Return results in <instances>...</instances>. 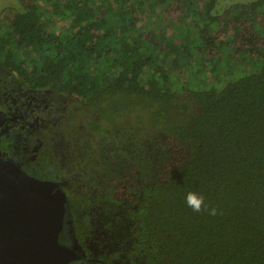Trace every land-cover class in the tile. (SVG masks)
Segmentation results:
<instances>
[{
  "label": "trees",
  "instance_id": "16d2710c",
  "mask_svg": "<svg viewBox=\"0 0 264 264\" xmlns=\"http://www.w3.org/2000/svg\"><path fill=\"white\" fill-rule=\"evenodd\" d=\"M18 1L2 12L0 70L86 109L82 164L91 159V177L106 176L105 199L124 209L122 242L107 240V251L88 217L73 213L77 241L105 251L91 264H114L120 244L129 264H264V0L219 14L218 0H187L188 10L180 0ZM145 12L171 26L186 13L195 35L139 27ZM224 52L256 71L220 79ZM184 58L195 86L172 81ZM189 191L218 214L193 212ZM74 198L73 209L90 204Z\"/></svg>",
  "mask_w": 264,
  "mask_h": 264
},
{
  "label": "flooded vegetation",
  "instance_id": "af4514ba",
  "mask_svg": "<svg viewBox=\"0 0 264 264\" xmlns=\"http://www.w3.org/2000/svg\"><path fill=\"white\" fill-rule=\"evenodd\" d=\"M51 95L61 94L47 88H29L0 70V159L11 161L34 178L56 183V188L64 193L66 200L58 234L59 244L78 253L80 258L73 262L102 263L94 256L105 251L99 253L98 249L83 247L77 241L74 222L78 219L73 213L77 212L79 219L88 217L99 244L106 250L107 240L112 244L122 242L121 225L115 217L124 209L105 199L106 176L98 172L96 180L91 177V159L85 157L82 164L84 149L76 140L71 142L70 127L67 129L62 124L61 114L52 103ZM61 171L64 176L60 175ZM29 172H39L43 176L36 177ZM78 195L88 197L90 204L87 209H73L72 202ZM117 249L120 253L113 263L129 264L128 249L125 250L121 244Z\"/></svg>",
  "mask_w": 264,
  "mask_h": 264
},
{
  "label": "water",
  "instance_id": "95a60500",
  "mask_svg": "<svg viewBox=\"0 0 264 264\" xmlns=\"http://www.w3.org/2000/svg\"><path fill=\"white\" fill-rule=\"evenodd\" d=\"M56 183L0 159V264H69L78 253L58 242L65 204Z\"/></svg>",
  "mask_w": 264,
  "mask_h": 264
},
{
  "label": "rangeland",
  "instance_id": "374dc122",
  "mask_svg": "<svg viewBox=\"0 0 264 264\" xmlns=\"http://www.w3.org/2000/svg\"><path fill=\"white\" fill-rule=\"evenodd\" d=\"M256 0H218L213 13L219 14L224 10L230 8L233 5L237 4H248ZM180 3L184 7L185 10H188V1L180 0ZM12 8L15 10L20 9V3L18 0H0V28L3 29L5 27V23L3 20V9ZM186 13L178 12L175 15V20L177 24L173 26L170 25L169 21H165L164 17L160 12L149 13L145 12L138 15L137 25L139 27H144L145 29L154 32L157 28L163 27L167 34L176 35L179 38H193L195 35V29L193 28V24L195 21L193 19L187 17ZM184 21V22H183ZM233 58L232 54L229 52H224L223 58L221 60V65L218 69V77L221 79L225 74H236L238 71L243 72H252L256 71L255 65L250 61H243L242 59ZM197 63L202 61V58L199 56L196 58ZM195 63L193 64H197ZM186 59L181 60V68L173 75L172 81H174L175 85H178L180 82H188L190 85L195 86L198 83L197 75L194 72V66L188 70L186 66ZM52 103H54L55 107H57L58 112L61 114L62 124H65L70 127L71 134L74 136L75 140L78 137H81L85 131L82 128V121L85 118L87 112L84 107L80 104L71 101L69 99H65L61 95H51ZM89 133H87L88 135ZM90 136V135H89Z\"/></svg>",
  "mask_w": 264,
  "mask_h": 264
},
{
  "label": "clouds",
  "instance_id": "9594fccd",
  "mask_svg": "<svg viewBox=\"0 0 264 264\" xmlns=\"http://www.w3.org/2000/svg\"><path fill=\"white\" fill-rule=\"evenodd\" d=\"M205 200L206 198L203 194L197 193L195 191H189L185 195V204L193 212L207 211V213L211 216L217 215V208L209 206Z\"/></svg>",
  "mask_w": 264,
  "mask_h": 264
}]
</instances>
